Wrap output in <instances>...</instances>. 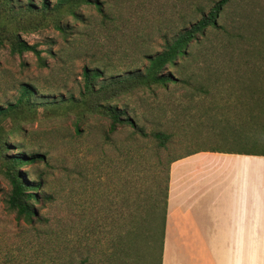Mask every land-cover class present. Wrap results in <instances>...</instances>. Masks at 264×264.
<instances>
[{"label": "rangeland", "instance_id": "obj_1", "mask_svg": "<svg viewBox=\"0 0 264 264\" xmlns=\"http://www.w3.org/2000/svg\"><path fill=\"white\" fill-rule=\"evenodd\" d=\"M98 1L106 17L83 5L77 18L61 19L64 32L51 26L19 32L36 43L43 67L31 52L11 54L0 45V107L15 100L20 83L33 87L36 101L76 98L83 67L97 69L104 81L138 73L148 55L215 2ZM257 4L264 13V0H228L218 26L207 27L188 46V56L165 68L175 81L136 85L111 101L143 134L128 125L107 134L108 121L99 115L87 116L75 132V112L67 108L38 107L1 123L7 156L44 155L18 169L39 182L38 191L49 200L34 203L43 222H16L6 208L9 185L0 174V264H147L148 195L163 184L167 159L199 148H264V24L253 25ZM153 131L168 134L165 147Z\"/></svg>", "mask_w": 264, "mask_h": 264}, {"label": "trees", "instance_id": "obj_2", "mask_svg": "<svg viewBox=\"0 0 264 264\" xmlns=\"http://www.w3.org/2000/svg\"><path fill=\"white\" fill-rule=\"evenodd\" d=\"M227 1L215 0L207 12H201L198 19L182 28L168 42H165L161 51L148 55L146 66L138 73H128L123 77L104 81L99 79L101 73L97 69L83 67L81 72L82 87L76 98L70 95L66 98L36 101L33 97L35 94L33 87L27 83H20L19 93L15 100L0 107V136L4 130L1 126L4 120L8 118L16 120L23 114H32L38 107H41L43 111L50 112L58 110V108L73 109L75 116L72 124L75 132H79L80 124L87 116L99 115L108 121L107 134L114 132L118 126L125 125L131 127L133 131L143 134L141 127L137 126L123 110L112 105L111 101L116 99L121 92L136 85L150 87L175 81L176 79L170 71H165V68L175 66L178 59L188 56V46L194 41H199L204 36L207 27L216 28L218 26L216 25L218 12ZM83 5H92L102 17H106L101 2L98 0H55L53 3L41 0L38 5L31 2L16 5L13 0H0V45H7L11 54L20 55L23 52H31L35 56L38 66L43 67L44 61L36 43H27L20 38L19 32L47 26L64 32L61 19L66 15H70L73 19L77 18V9ZM16 128L15 124L10 128V131H14ZM151 135L157 140L160 147H165L168 134L153 131ZM6 144V141L0 137V174L9 185L5 205L13 213L16 222L33 226L35 222L44 221L34 203L47 201L49 196L40 193L38 191L40 183L27 180L18 167L25 163L43 161L44 155L17 152L7 156ZM173 158H169L165 162L163 184H155L148 195L149 204H147L145 214L147 218L144 223V239L150 259L147 264H160L168 168Z\"/></svg>", "mask_w": 264, "mask_h": 264}, {"label": "crops", "instance_id": "obj_3", "mask_svg": "<svg viewBox=\"0 0 264 264\" xmlns=\"http://www.w3.org/2000/svg\"><path fill=\"white\" fill-rule=\"evenodd\" d=\"M254 5L253 25L263 26ZM160 264H264V148L171 160Z\"/></svg>", "mask_w": 264, "mask_h": 264}]
</instances>
